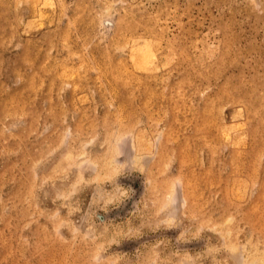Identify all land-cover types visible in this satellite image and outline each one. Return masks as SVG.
I'll return each mask as SVG.
<instances>
[{"label": "rangeland", "instance_id": "374dc122", "mask_svg": "<svg viewBox=\"0 0 264 264\" xmlns=\"http://www.w3.org/2000/svg\"><path fill=\"white\" fill-rule=\"evenodd\" d=\"M0 264H264V0H0Z\"/></svg>", "mask_w": 264, "mask_h": 264}]
</instances>
